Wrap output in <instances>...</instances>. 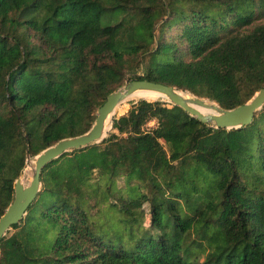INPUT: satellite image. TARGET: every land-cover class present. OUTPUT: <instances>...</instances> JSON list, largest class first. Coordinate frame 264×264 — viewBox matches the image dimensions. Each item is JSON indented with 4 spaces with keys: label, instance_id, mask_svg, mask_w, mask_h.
<instances>
[{
    "label": "trees",
    "instance_id": "1",
    "mask_svg": "<svg viewBox=\"0 0 264 264\" xmlns=\"http://www.w3.org/2000/svg\"><path fill=\"white\" fill-rule=\"evenodd\" d=\"M127 79L246 102L264 86V0H0V216L26 157L89 129ZM154 99L42 168L0 264H264V105L227 129ZM102 204L116 225L91 221Z\"/></svg>",
    "mask_w": 264,
    "mask_h": 264
},
{
    "label": "water",
    "instance_id": "2",
    "mask_svg": "<svg viewBox=\"0 0 264 264\" xmlns=\"http://www.w3.org/2000/svg\"><path fill=\"white\" fill-rule=\"evenodd\" d=\"M138 90L165 96L168 102L179 106L189 115L214 128L230 129L248 125L252 122L255 112L264 105V86L259 88L246 102L226 109L216 102L189 95L184 90L174 86L149 80L127 79L122 86L109 93L105 101L97 108L95 119L89 129L75 136L61 138L42 149L35 156L30 181L27 185L22 183L20 177L16 178L13 199L0 216V238L13 224L22 220L29 205L36 198L41 188L40 173L42 168L64 152L83 148L102 140L106 136L107 125L115 113V108L131 93Z\"/></svg>",
    "mask_w": 264,
    "mask_h": 264
},
{
    "label": "rangeland",
    "instance_id": "3",
    "mask_svg": "<svg viewBox=\"0 0 264 264\" xmlns=\"http://www.w3.org/2000/svg\"><path fill=\"white\" fill-rule=\"evenodd\" d=\"M119 17H120L119 14L114 16L112 19H109L106 16H104V17H102V23H110V24L115 23V22H117L119 20ZM184 92L188 93L189 95H193L192 93H190L188 91L184 90ZM137 99H140V98H134V99H129V100L122 101L118 105V109L115 111V113L113 115H115L117 117V116H120V115L126 113L127 110L129 109L130 105H131V101H135ZM113 115H112V117H113ZM112 117H111L110 122L108 124V130L106 132V136H107L108 132L111 129ZM148 125L149 126H153L154 125V121H150L148 123ZM34 158H35V156L34 157L27 156L26 157L25 166H24L25 169L23 168L21 174L19 175V177L23 179L24 185H27L29 183V181H30L31 171H32V168H33V165H34ZM116 184L119 187H122V188L124 187V183H123L122 179H119ZM109 202H110V200H109ZM144 208H145V210L148 209L147 204H145ZM89 213H90V219H91V221L94 224H101L103 222H112V223H114L113 225H116V223L118 221L117 213L112 211V210H110V208L107 206V204H102V205L93 207V208L89 209ZM145 224L147 225V221H146ZM13 232H14V229H12V228L7 230V232L5 234V236H6L5 238H6L7 241H10V239H11L10 236L12 235ZM1 250H2V246L0 245V252H1ZM198 257H199V259L202 258V255L199 254Z\"/></svg>",
    "mask_w": 264,
    "mask_h": 264
},
{
    "label": "bare ground",
    "instance_id": "4",
    "mask_svg": "<svg viewBox=\"0 0 264 264\" xmlns=\"http://www.w3.org/2000/svg\"><path fill=\"white\" fill-rule=\"evenodd\" d=\"M143 97H148V98H157L156 100L160 99H165L164 101H167V98L165 96L153 93V92H148V91H142V90H138L135 91L133 93H131L125 100H129V99H134V98H143ZM118 109V106L115 108V111ZM201 110H205L204 108H200ZM114 117V115H113ZM108 126V125H107ZM21 181L23 183V179L21 178Z\"/></svg>",
    "mask_w": 264,
    "mask_h": 264
}]
</instances>
